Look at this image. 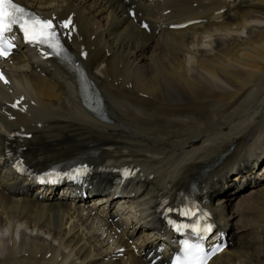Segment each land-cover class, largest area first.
Masks as SVG:
<instances>
[{
    "label": "bare ground",
    "instance_id": "obj_1",
    "mask_svg": "<svg viewBox=\"0 0 264 264\" xmlns=\"http://www.w3.org/2000/svg\"><path fill=\"white\" fill-rule=\"evenodd\" d=\"M18 1L58 21L73 15L65 44L109 122L85 110L76 75L59 61L19 50L0 65V264L162 260V216L194 186L229 234L210 264H264V173L255 176L264 162V0ZM195 19L204 22L168 28ZM78 161L104 186L96 199L114 186L155 221L124 228L107 201L84 207L34 188L42 170ZM116 229L110 243L123 253L109 244Z\"/></svg>",
    "mask_w": 264,
    "mask_h": 264
},
{
    "label": "snow or ice",
    "instance_id": "obj_2",
    "mask_svg": "<svg viewBox=\"0 0 264 264\" xmlns=\"http://www.w3.org/2000/svg\"><path fill=\"white\" fill-rule=\"evenodd\" d=\"M14 26L19 28L28 43L46 45L52 49V53L56 56H62L66 52L60 41L57 28H72L74 30L71 17L54 23V18L41 17L35 12L20 6V4L14 3L13 0H0V56L6 57L10 53L12 44L6 34L11 32ZM144 27H147V25H144ZM68 35L70 36L71 32ZM0 79H3L2 74H0ZM167 211H173V209ZM180 214L190 215L188 211H183ZM183 227H187V225L177 226L176 230L180 231ZM211 227V225H205L198 228L194 225L193 231L197 233L199 240L203 241L205 238L203 234L210 232ZM221 250L222 247L217 245L206 251L202 243L193 245L185 240L182 247L183 255L182 257L177 256L173 264H207V260Z\"/></svg>",
    "mask_w": 264,
    "mask_h": 264
}]
</instances>
